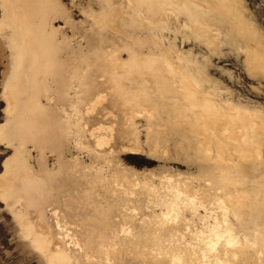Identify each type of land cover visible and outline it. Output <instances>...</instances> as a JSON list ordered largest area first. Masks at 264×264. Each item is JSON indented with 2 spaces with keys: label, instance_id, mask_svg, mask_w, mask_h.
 <instances>
[{
  "label": "rangeland",
  "instance_id": "1",
  "mask_svg": "<svg viewBox=\"0 0 264 264\" xmlns=\"http://www.w3.org/2000/svg\"><path fill=\"white\" fill-rule=\"evenodd\" d=\"M9 1L0 0V264H60V261L52 259V255H69L71 262L88 264L85 255L87 252L89 255L94 254L93 258L89 257V260H94V264H103L97 248L101 244L99 237L104 235L102 231L105 226L100 224V210L96 211L95 207L104 206L105 209L119 203L122 209L125 208L123 213L132 222L125 223L122 215L114 219H117L120 226L135 227L136 234L135 240H127L126 244L122 242L124 249L112 256L111 264H172L174 256L179 255H183L188 263L201 264L203 261L202 264H206L200 258L201 251L196 252L199 253L198 256L193 252L196 249L194 246H198V239L202 235H207L202 231L217 219L224 224L222 222H225L226 217L236 235L238 234L237 237L240 236L239 242H243L242 247L239 242L237 246L247 253L244 256L242 254L240 260L229 257L233 262L223 256V264H263L264 0H239L241 6L237 16L241 19L231 18L232 15L226 13L223 0H209L211 5L208 0H177V3H172L174 6L170 5L171 0ZM11 6L15 9L11 10ZM205 6H212L213 9ZM44 10L48 12L44 13ZM188 13L192 14L195 24L192 17L189 20ZM213 15L218 16L215 18ZM211 17L213 20H210ZM237 20H242L244 26ZM233 22L234 25L238 24L237 28ZM200 26L203 27L202 30ZM107 50L113 52V55H109ZM131 60H135L137 64ZM129 62L132 63L129 65ZM108 64L111 65L108 67ZM130 68L133 70L130 71ZM121 74L128 78L124 79ZM181 74L186 81L180 78ZM78 76L82 79H77ZM68 81L71 82L69 86ZM81 81L84 83L80 84ZM63 83L68 87L65 88ZM120 87H124L122 92H118L122 89ZM67 88H70L68 91L71 97L65 95L64 90ZM179 88L183 92H179ZM191 89H194L193 93ZM185 90L191 95L199 96L197 98L194 95L198 103L201 100L203 102L204 98V102L217 101L214 103L215 107L219 111L224 110L223 113L220 111V115H225L220 116V128L226 125L230 117H238L239 112L242 117L248 114L243 118L251 119L249 122L257 125V129L260 127L256 138L261 155L254 157L256 152L247 153L246 148L244 150L248 156L238 151V142L241 141L239 133L235 132L242 121L237 120V117L234 125L236 129L232 133L237 138L233 142V138L229 140L227 135L225 137L221 134L218 136L220 142L217 143L200 127L201 136L200 129H195L200 125L193 124L194 117L188 110L189 105H186L191 100ZM85 91L89 92V96ZM68 97L73 98L69 100ZM127 102L133 105L128 106ZM181 105L186 109H182ZM146 106L151 108V115L144 111ZM155 108H159L158 111ZM177 110L182 111L185 119L177 117L182 114ZM231 145L233 149L230 148ZM211 149L213 150L208 152ZM214 150L227 159L222 162L218 160ZM76 156L80 163L78 167H74ZM98 167L101 169V176L105 175L106 179L93 182V171ZM231 176L237 180L234 181ZM222 178H225L223 188L220 183ZM168 183L183 195L184 200L177 206V211L180 210L178 213L171 208L169 210V206L158 203L159 195L166 199L173 197L170 191L172 187ZM236 183L241 184L235 185ZM205 185L210 186L209 189ZM154 190L157 193H153ZM238 192H246V197L243 198L245 195ZM252 195H255L256 202ZM186 198L194 200L196 207H191L189 202L186 204ZM250 201L252 206H249ZM224 205L231 210L227 216L223 213ZM54 208L58 209L57 215L53 214ZM167 210L170 212L167 213ZM173 212L178 214L177 218ZM241 217L244 220H240ZM172 224L175 227L173 225L172 228ZM167 226H170L168 228L171 231ZM165 228L166 232L169 231L168 235H173V232L174 235L168 236ZM88 231L93 234L88 233L87 236L95 240L87 241ZM243 233L260 244L251 241L248 244ZM140 236H144V241L150 238L156 243L153 244L150 240H147L149 243L143 242ZM173 237L177 241H173ZM163 238L167 240L162 242ZM76 239L80 244H76ZM166 241L168 244L171 242V245L167 246ZM169 247L176 251L173 252ZM206 249L207 253L209 250L210 253L214 251ZM162 251L164 254L161 255ZM168 253L173 256L169 257ZM253 254L261 260L259 257L251 258ZM150 255L154 258L149 259ZM197 257L199 260H195ZM211 259L215 261V256ZM185 261L184 264H188ZM241 261L243 262L240 263ZM176 262L183 264L177 260Z\"/></svg>",
  "mask_w": 264,
  "mask_h": 264
},
{
  "label": "bare ground",
  "instance_id": "2",
  "mask_svg": "<svg viewBox=\"0 0 264 264\" xmlns=\"http://www.w3.org/2000/svg\"><path fill=\"white\" fill-rule=\"evenodd\" d=\"M8 1V0H7ZM11 2H12V0H10ZM9 1V2H10ZM16 1V0H15ZM21 1V0H20ZM19 1V2H20ZM45 1H47V0H45ZM162 1V0H161ZM184 0H182V2H183ZM187 1H189V0H187ZM195 1V0H194ZM193 0H192V2H194ZM201 1H203L204 2V0H201ZM212 1V0H211ZM224 2H223V4H224V7H225V10L227 11H225L226 13H229V15H232L231 16V18L232 17H237V18H240V16L238 17L237 15V12H239V10H240V6H239V4H240V2H239V0H223ZM18 2V1H17ZM43 2V1H42ZM41 2V3H42ZM48 2H49V0H48ZM139 2V1H138ZM141 2H142V0H141ZM190 2V1H189ZM188 2V3H189ZM196 2V1H195ZM199 2V1H198ZM207 2H210L209 0L207 1ZM45 3V2H44ZM140 3V2H139ZM172 3H177V0H171V6H174V5H172ZM185 3H186V1H185ZM9 4V3H8ZM12 4V3H11ZM10 4V5H11ZM17 4V3H16ZM16 4H14V6L16 5ZM19 4V3H18ZM47 4H49L50 5V3H47ZM144 5H145V3H143ZM146 4H147V2H146ZM183 4V3H182ZM198 4V3H197ZM214 4V3H213ZM227 4V5H226ZM42 5V4H41ZM46 5V4H45ZM141 5H142V3H141ZM141 5H139V6H141ZM176 5V4H175ZM181 5V4H180ZM185 5H187V4H185ZM185 5H183V6H185ZM189 6H190V3L188 4ZM187 5V6H188ZM193 5V4H192ZM203 5V4H202ZM207 5V4H206ZM210 5H211V2H210ZM13 6V5H12ZM11 6V10H12V7ZM18 6V5H17ZM150 6V5H149ZM163 6V5H162ZM177 6V5H176ZM188 6V7H189ZM195 6V5H194ZM218 6V5H217ZM216 6V7H217ZM43 7V6H42ZM48 7V6H47ZM168 7H169V3H168ZM197 7V6H196ZM195 7V8H196ZM205 7H207V6H205ZM204 7V8H205ZM209 7H212V6H209ZM209 7H207V9L209 8ZM20 8H21V6H20ZM157 8V7H156ZM184 7H182V9H183ZM190 8V7H189ZM201 8H202V6H201ZM215 8V7H214ZM13 9H15V8H13ZM43 9H45V8H43ZM182 9H180V10H182ZM185 9V8H184ZM191 9V8H190ZM194 9V8H193ZM203 9V8H202ZM211 9H213V7L211 8ZM218 9V8H217ZM219 9H221L222 10V7L220 8L219 7ZM218 9V10H219ZM242 9V8H241ZM42 10V8L40 9V11ZM158 10V9H157ZM166 10V9H165ZM172 10V9H171ZM175 10V9H174ZM45 12L44 13H47L48 11L47 10H44ZM47 11V12H46ZM141 11V10H140ZM160 11H162V10H160ZM175 11H179L178 9H176ZM195 11H196V9H195ZM202 11V10H201ZM203 11H205V9H203ZM202 11V12H203ZM214 11V10H213ZM224 11V10H223ZM242 11V10H241ZM12 12V11H11ZM15 12V11H14ZM42 12V11H41ZM164 12V13H163ZM162 13L163 14H166V12L165 11H163ZM184 12V11H183ZM182 12V13H183ZM187 12V11H186ZM194 12V11H193ZM215 12V11H214ZM219 12V11H218ZM208 13V12H207ZM213 13V12H212ZM221 13V12H220ZM230 13H232V14H230ZM12 14H13V12H12ZM21 14L22 13H20V17H21ZM180 14V13H179ZM214 14H216V13H214ZM15 15V14H14ZM17 16H18V14H16ZM187 15H189L190 17H189V20H190V18L192 17L191 15L192 14H190V13H188ZM200 15V14H199ZM208 15H210V14H208ZM212 15V14H211ZM220 15V14H219ZM227 15V14H226ZM201 16V15H200ZM213 16H215V15H213ZM216 16H218V15H216ZM216 16H215V18H216ZM223 16V14H221V17ZM187 18H188V16H187ZM202 18V17H201ZM204 18V17H203ZM208 18V17H207ZM222 18H225V15H224V17H222ZM222 18L220 19L221 20V22H223L222 21ZM196 19V18H195ZM212 19V17L210 18V20ZM236 19V18H235ZM235 19H234V21H235ZM241 19V18H240ZM192 20H193V17H192ZM213 20V19H212ZM217 20V19H216ZM215 20V21H216ZM239 20V19H238ZM237 20V21H238ZM194 21V20H193ZM192 21V22H193ZM205 21V20H204ZM207 21V20H206ZM214 21V22H215ZM232 21V20H231ZM242 20H240V21H238L239 22V24H240V22H241ZM213 22V23H214ZM220 21L218 20V22L217 23H219ZM14 23H15V19H14ZM194 24H195V21H194ZM221 24V23H220ZM223 24V23H222ZM229 24V23H228ZM231 24V23H230ZM241 24L243 25V23L241 22ZM202 25V24H201ZM232 25V24H231ZM233 25H234V22H233ZM233 25L231 26V27H233ZM236 25H238V24H236ZM236 25H234L236 28H237V26ZM210 26V25H209ZM244 26V25H243ZM213 27V26H212ZM211 27V28H212ZM203 28V27H202ZM202 28H201V26H200V29L202 30ZM210 28V27H209ZM216 28V27H215ZM214 29V28H213ZM217 29V28H216ZM243 29H245V28H243ZM197 30H198V28H197ZM200 30V31H201ZM205 30H207V27L205 28ZM211 30V29H210ZM237 30H239V29H237ZM241 30V29H240ZM199 31V30H198ZM217 31H218V29H217ZM202 32V31H201ZM205 34H207V32H205V31H203ZM219 32V31H218ZM203 33V34H204ZM212 33V32H211ZM208 35V34H207ZM118 50V49H117ZM108 51V50H107ZM107 51H106V53H107ZM112 51V50H111ZM113 51H114V49H113ZM115 52V51H114ZM108 53H109V55L111 54V55H113V52H109L108 51ZM256 55V54H255ZM108 56V55H107ZM107 56H106V59H107ZM114 56H116V55H114ZM113 56V57H114ZM112 57V58H113ZM257 57V56H256ZM254 58H255V56H254ZM108 59H110L109 57H108ZM256 60H257V58H255ZM105 60V59H104ZM258 60H260V59H258ZM106 61V60H105ZM104 61V62H105ZM131 61H133V63L135 62L136 63V61L135 60H131ZM111 62H112V60H111ZM168 62V61H167ZM108 63V62H107ZM107 63H105V64H107ZM116 63H118V62H116ZM121 63V62H120ZM132 63V62H131ZM130 62L128 63L129 65L131 64ZM134 63V64H135ZM168 63H170V62H168ZM103 64V63H102ZM112 64V63H111ZM111 64H108V67L111 65ZM132 65L133 67H135V65L137 64H135V65ZM148 64V63H147ZM113 65V64H112ZM150 65V64H149ZM114 66V65H113ZM112 66V67H113ZM122 66V65H121ZM139 66V65H138ZM151 66V65H150ZM167 66H168V64H167ZM104 67V66H103ZM107 67V66H106ZM115 67V66H114ZM123 67V66H122ZM126 67V66H125ZM129 67H131V66H129ZM128 67V68H129ZM47 68V67H46ZM121 68V67H120ZM137 68V67H136ZM50 69V68H49ZM110 69H112V68H109V70ZM123 68H121V70H122ZM125 69V68H124ZM131 69L133 70V68H130V71H131ZM51 71H52V68L50 69ZM120 70V69H119ZM127 70V69H126ZM46 71V70H45ZM115 71V70H114ZM127 71H129V70H127ZM124 73V75H125V71H123ZM112 74H114L113 72H112ZM111 75V74H110ZM122 75V74H121ZM182 75V74H181ZM189 75L190 74H188V77H189ZM113 76V75H112ZM115 76H116V73H115ZM114 76V77H115ZM123 76V75H122ZM121 76V77H122ZM127 76V75H126ZM125 76V77H126ZM121 77H119V78H121ZM124 76H123V78L124 79H126V78H128V77H126L125 78ZM73 78H76V76H74ZM82 79L81 77H77V79ZM110 78H111V76H110ZM117 78V77H116ZM118 78V79H119ZM174 78H175V76H174ZM180 78H184L183 80H185V77H183V75H182V77L180 76ZM189 78H191V75H190V77ZM109 79V78H108ZM113 79V78H112ZM122 79V78H121ZM124 79L123 80H121V81H124ZM187 79V78H186ZM192 79H194V78H192ZM84 80V79H83ZM182 80V79H181ZM180 80V81H181ZM189 80V82H191L190 81V79H188ZM114 81V80H113ZM119 81V80H118ZM186 81V80H185ZM69 82V81H68ZM112 82V81H111ZM111 82H109V83H111ZM66 83V82H65ZM70 83L71 82H69L68 83V86L70 85ZM84 83V81L82 82H80V84H83ZM116 83V82H115ZM119 83V82H118ZM180 83V82H179ZM186 83V82H185ZM188 83V82H187ZM191 83H193V81L191 82ZM64 84V83H63ZM113 85H114V83H112ZM160 85H161V83H159ZM182 84H183V82H182ZM181 84V85H182ZM65 85V84H64ZM63 85V86H64ZM67 85V84H66ZM65 85V88L66 87H68V86H66ZM158 86V85H157ZM162 86V85H161ZM163 86H165L166 87V85L163 83ZM189 86V85H188ZM191 86H192V84H191ZM194 86V85H193ZM81 87V86H80ZM118 87V86H117ZM180 87V86H179ZM183 87H185V86H183ZM190 87V86H189ZM188 87V88H189ZM64 88V87H63ZM72 88V87H71ZM120 88H122V87H120ZM124 88V87H123ZM123 88L121 89V90H119L118 92H122V90H123ZM159 88V87H158ZM164 88V87H163ZM168 88V87H167ZM166 88V89H167ZM172 88H174V87H172ZM192 88V87H191ZM194 88V87H193ZM197 88V87H196ZM117 89H119V88H117ZM161 89V88H160ZM159 89V90H160ZM182 89H184V88H182ZM187 89V88H186ZM195 89V88H194ZM194 89H191L192 90V92L191 93H193V90ZM198 89V88H197ZM68 90H70V88H67V90H64L65 91V95L66 96H68L69 94H70V91H68ZM75 90V89H74ZM86 90V89H85ZM164 90V89H163ZM168 90H170V91H172L171 89H168ZM168 90H166V91H168ZM180 90V88L178 89V91ZM67 91V92H66ZM83 91V90H82ZM88 91V90H87ZM116 91V90H115ZM182 90H180L179 92H181ZM186 91V90H185ZM184 91V92H185ZM187 91H188V89H187ZM186 91V92H187ZM196 91V90H195ZM77 92V91H76ZM86 92V91H85ZM84 92V93H85ZM101 92V91H100ZM103 92V91H102ZM161 92H164V91H161ZM183 92V91H182ZM185 92V93H186ZM197 92V91H196ZM200 92V91H199ZM84 93H82V94H84ZM87 93V95H88V93L89 92H86ZM85 93V94H86ZM116 93V92H115ZM188 93V92H187ZM195 93V92H194ZM61 94H62V91H61ZM80 94V93H79ZM137 94V93H136ZM180 94V93H179ZM197 94V93H196ZM201 94V93H200ZM199 94V95H200ZM63 95V97H64V93L62 94ZM78 95V94H77ZM81 95V94H80ZM119 95V94H118ZM126 95V94H125ZM183 95V94H182ZM186 95V94H185ZM195 94H190V93H188L187 94V96H188V99L189 100H191L190 102H189V104H186V105H189V108H188V110L189 111H191L190 113H192V116L194 117V119H193V121H195V122H193V124L194 123H197L196 125H200V126H198L199 128H196L195 127V129H200V127L202 128V130H204L205 131V133H208V135H209V138L211 137L212 138V140L214 139L215 140V142H220L219 140H218V136H220L221 134L222 135H227L228 137H229V140H230V138H233L232 139V142H233V140H235L236 138H234L233 137V130L235 131V129H236V127H234V125L236 124V117L237 116H235L234 118H232V117H230L227 121H226V125H223V127L222 128H220V122H222L221 121V118H220V116L222 117V116H225V115H220L221 113H220V111H222V109L219 111V109H218V107H215L216 106V104H214V103H216V102H212L211 103V101L209 102V101H206V102H204L205 101V98L203 99L204 101V103L203 102H201L202 100V96L200 97L201 99V101L198 103V102H196L195 101V96H197V95H195ZM70 96V95H69ZM89 96V95H88ZM95 96V95H94ZM117 96V95H116ZM121 96V95H120ZM129 96V95H128ZM140 96V95H139ZM138 96V97H139ZM162 96H163V93H162ZM165 96V95H164ZM176 96V95H175ZM178 96V95H177ZM179 96H181V95H179ZM184 96V95H183ZM182 96V98L184 99V97ZM71 97V96H70ZM74 97V96H73ZM72 97V98H73ZM87 97V96H86ZM102 97V96H101ZM130 97H131V95H130ZM142 97V96H141ZM147 97V96H146ZM173 97V96H172ZM199 96H197V98H198ZM204 97V96H203ZM209 97V96H208ZM208 97H206V98H208ZM71 98V99H72ZM89 98H91V96L89 97ZM92 98H93V96H92ZM120 98V97H119ZM121 98H122V96H121ZM120 98V99H121ZM123 98H125V96L123 97ZM180 98V97H179ZM186 98V97H185ZM210 98V97H209ZM68 99H69V97H68ZM71 99H69V100H71ZM78 99V98H77ZM76 99V100H77ZM83 99V98H82ZM88 99V98H87ZM98 99V98H97ZM132 99V98H131ZM213 99V98H212ZM79 100V99H78ZM91 100V99H90ZM99 100V99H98ZM124 100H126V99H124ZM127 100H129V98L127 97ZM144 100H147V99H145L144 98ZM149 100V99H148ZM182 100V99H181ZM192 100H194V101H192ZM196 100H198V99H196ZM210 100V99H209ZM74 101V100H73ZM131 101V100H130ZM130 101H128V102H130ZM142 100H141V98H140V102H141ZM213 101V100H212ZM128 102H127V104H128ZM186 102V101H185ZM187 102V103H188ZM72 103V102H71ZM131 103H133V101H131ZM137 103V102H136ZM153 102H151V104H152ZM156 103V102H155ZM127 104H126V106H127ZM135 104V103H134ZM154 104V103H153ZM183 104V103H182ZM74 105H75V102H74ZM131 105H133V104H128V106H131ZM143 105H145V104H143ZM156 105V104H155ZM219 105V104H218ZM217 105V106H218ZM128 106H127V108H128ZM135 106V105H134ZM153 106V105H152ZM157 106V105H156ZM182 106V105H181ZM181 106H180V109H181ZM220 106V105H219ZM155 107V106H154ZM158 107V106H157ZM175 108L176 106H172V108ZM183 108H185L186 109V107H184V106H182V109ZM222 108V107H221ZM129 109V108H128ZM132 109H133V107H132ZM131 109V110H132ZM155 109H157V108H155ZM159 109V108H158ZM158 109H157V111H158ZM179 109V108H178ZM181 109V110H182ZM184 109V110H185ZM224 109V108H223ZM25 110V109H24ZM127 110V109H126ZM174 110H176V109H174ZM181 110H177V112L179 113ZM239 110V109H238ZM237 110V111H238ZM76 111V110H75ZM80 111V110H79ZM137 111V110H136ZM139 111V110H138ZM144 111H147V113L149 114V115H151V108L149 107H147L146 106V108H144ZM183 111V110H182ZM182 111H181V113H182ZM186 111V113H187V110H185ZM224 111V110H223ZM223 111H222V113H223ZM244 111L245 110H243V113H244ZM126 112V111H125ZM130 112V111H129ZM132 112V111H131ZM173 112H176V111H173ZM82 113V112H81ZM189 113V114H190ZM229 114L231 113V112H228ZM174 114V113H173ZM175 114H177V113H175ZM225 114H227V112L225 111ZM228 114V115H229ZM234 114V113H233ZM236 114V113H235ZM246 114H247V112H246ZM249 114H251V113H249ZM182 115H184L183 113L181 114V116H177V117H182ZM240 115V112H239V114H238V117H237V120L239 119V121H242V123H240V128L238 127V131L237 132H235V133H239L238 135H240V140L239 141H241V143L240 142H238V151L240 152V153H242L244 156H248V154L247 153H249V152H252L253 151V154H254V151L256 152V154H254L253 156L254 157H256L255 155H257V156H259V155H261L260 154V152L261 151H259V149H261L259 146V142L257 141L258 139L256 138V137H258V134H257V130L260 128H258L257 129V125L255 126V124H253V123H251V122H249V121H251V119L250 120H245L243 117H246V116H248V114L247 115H245V116H239ZM230 116H232V115H230ZM254 116V115H253ZM152 117V116H151ZM150 117V118H151ZM176 117V118H177ZM185 117H187V116H185ZM190 117V116H189ZM175 118V117H174ZM175 118V119H176ZM182 118H184V116L182 117ZM192 118V117H191ZM227 118V117H226ZM249 118V117H248ZM179 119H181V118H179ZM179 119L177 120V121H179ZM185 119V118H184ZM190 119V118H189ZM255 119V118H254ZM226 120V119H225ZM253 120V119H252ZM131 122V121H130ZM234 122V123H233ZM252 122H254V121H252ZM261 122V121H260ZM30 123V122H29ZM225 123V122H224ZM22 124V123H21ZM20 124V125H21ZM263 124V123H262ZM195 125V124H194ZM263 126V125H262ZM192 127H194V126H192ZM198 130H197V132H198ZM260 130H263V129H260ZM200 131H201V129H200ZM264 131V130H263ZM263 131H262V134H263ZM260 132V131H259ZM199 133H201V136H202V131L201 132H199ZM261 133V132H260ZM207 135V134H206ZM207 135V136H208ZM203 136L205 137V135H204V133H203ZM226 137V136H225ZM206 138V137H205ZM208 138V139H209ZM225 139H227V138H225ZM239 139V138H238ZM213 140V141H214ZM212 141V142H213ZM223 141V140H222ZM225 141V140H224ZM235 142H237V141H235ZM206 143H207V141H206ZM210 143V142H209ZM227 143V142H226ZM216 144V143H215ZM204 145H205V143H204ZM207 145V144H206ZM205 145V146H206ZM219 145V144H218ZM211 146H213V145H211ZM225 146H227V145H225ZM204 147V146H203ZM223 146H221V148H222ZM232 147V145L230 146V148ZM235 147V149H236V145L234 146ZM204 148H206V147H204ZM244 148H246V151H248L247 153L245 152V150H244ZM97 149V148H96ZM207 149H209L208 147H207ZM213 149H214V147H213ZM213 149H211V150H208V152L210 151H212ZM215 149L216 150H218L216 147H215ZM225 149V148H224ZM227 149V148H226ZM232 149H233V147H232ZM231 149V151L233 152V150ZM252 149H254V150H252ZM216 150H214V152L216 151ZM111 151V150H110ZM207 150H205V152H206ZM101 152V151H100ZM104 152V151H103ZM228 153H229V151H227ZM231 152V153H232ZM234 152H235V150H234ZM203 153H204V151H203ZM207 153V152H206ZM235 153H237V152H235ZM104 154V153H103ZM208 154V153H207ZM207 154H205V155H207ZM216 156H217V158H218V160H221V162H222V160H224L226 157H224L222 154H220V152L219 151H216ZM96 155V154H95ZM101 155V154H100ZM211 155V154H210ZM234 155V154H233ZM237 155V154H236ZM252 155V154H251ZM208 156V155H207ZM250 156V155H249ZM252 156V157H253ZM96 157H97V155H96ZM104 157L105 156H103L102 158L104 159ZM211 157V156H210ZM213 157V156H212ZM243 157V156H242ZM252 157H250V158H252ZM98 158V157H97ZM101 158V157H100ZM231 158H233L232 157V155H231ZM230 158V159H231ZM247 158V157H246ZM249 158V157H248ZM258 158V157H257ZM75 161H74V167H78V166H80V163H79V158L76 156L75 158ZM213 159V158H212ZM227 159V158H226ZM23 160V159H22ZM24 160H25V158H24ZM24 160H23V163H24ZM214 160V159H213ZM234 160V159H233ZM239 161V160H238ZM215 162H217V161H215ZM20 163V162H19ZM235 163H237L236 161H235ZM22 164V163H21ZM217 164H218V162H217ZM238 164V163H237ZM237 164H235V165H237ZM233 167H234V165H233ZM239 167V166H238ZM25 167H23V169H24ZM29 168V167H28ZM101 168V167H100ZM7 169V168H6ZM25 170H27V169H25ZM29 170V169H28ZM10 171V170H9ZM235 171V170H234ZM239 171V170H238ZM236 172V171H235ZM93 173L95 174V180L93 181V182H98V181H102V180H105L106 178H105V175H102L101 176V169H99V167L96 169V171L94 172L93 171ZM102 173H103V171H102ZM216 173V172H215ZM234 173V172H233ZM233 173H230V174H233ZM27 174V176H28V174H29V172H27L26 173ZM212 175V174H211ZM224 175V174H223ZM243 175V174H242ZM213 176V175H212ZM218 176V175H217ZM225 176V175H224ZM223 176V177H224ZM238 176V175H237ZM244 176V175H243ZM227 177H230V176H228V174H227ZM234 177H235V175H234ZM27 178V177H26ZM33 178V177H32ZM212 178H214V177H212ZM231 178L233 179V177L231 176ZM239 178V177H238ZM216 179V178H215ZM214 179V180H215ZM218 179V178H217ZM223 179H225V178H222V181L220 182L221 183V187H222V184L223 183H225V182H223ZM244 179H246L245 177H244ZM34 180V179H33ZM130 180V179H129ZM211 180V179H210ZM213 180V179H212ZM219 180V179H218ZM234 180V179H233ZM233 180H231L232 182H233ZM235 180H237V178L235 179ZM234 180V181H235ZM216 181V180H215ZM215 181H213V183L215 182ZM225 181V180H224ZM239 181V180H238ZM240 181H242V180H240ZM244 181V180H243ZM26 182V181H25ZM128 182H131V181H128ZM227 182H228V180H227ZM27 183H28V181H27ZM26 183V184H27ZM133 183V182H132ZM131 183V184H132ZM231 183V182H230ZM25 184V183H24ZM32 184H34V183H32ZM31 184V185H32ZM169 184V183H168ZM239 184H241V183H239ZM239 184H235V185H239ZM246 184H247V182H246ZM167 185V184H166ZM171 187H172V185L171 184H169ZM210 185V184H209ZM211 185H212V183H211ZM217 185H219V184H217ZM216 185V186H217ZM225 185V184H224ZM223 185V186H224ZM227 185V184H226ZM233 185H234V183H233ZM245 185V184H244ZM243 185V186H244ZM13 186V185H12ZM24 186V185H23ZM205 186H207V185H205ZM220 186V185H219ZM219 186H217V187H219ZM231 186V185H230ZM230 186H228V188H227V190L229 189V187ZM243 186H241L243 189H245L246 190V188L245 187H243ZM208 187V189H209V187L210 186H207ZM236 187H239V186H236ZM24 188H26V187H24ZM30 188H32V187H30ZM220 188V187H219ZM223 188V187H222ZM226 188V187H225ZM231 188H232V186H231ZM12 189V188H11ZM169 189V188H168ZM205 189V188H204ZM211 189V188H210ZM218 189V188H217ZM262 189V188H261ZM32 190V189H31ZM91 190V189H90ZM182 190V189H181ZM224 190V189H223ZM235 189H234V187H233V191H234ZM256 190V189H255ZM12 191V190H11ZM28 191H30V190H28ZM94 191V190H93ZM93 191H90L91 193L93 192ZM170 191L172 192V198L171 199H169V198H165L164 196L162 197V196H160L159 195V198L160 199H158V203L159 204H162V205H167V206H169L168 208H169V210H170V208L172 209V210H176L177 211V206H179L180 204H181V201H183L184 200V198L182 197L183 195L181 194V191L180 190H178L177 188H175V187H172L171 189H170ZM206 191H208V190H206ZM232 191V192H233ZM38 192V191H37ZM224 193L226 192L225 190L223 191ZM230 192H231V190H230ZM231 192V193H232ZM247 192V191H246ZM246 192H244L245 194H247ZM13 193V192H12ZM153 193H157V190H154L153 191ZM235 193H236V191H235ZM239 193V192H238ZM258 193V192H257ZM15 194V193H14ZM93 194V193H92ZM171 194V193H170ZM208 194V193H207ZM206 194V195H207ZM210 194V193H209ZM208 194V195H209ZM227 195L229 194V192H227L226 193ZM240 194V193H239ZM245 194H240V195H245ZM260 194V193H259ZM259 194H258V196H259ZM264 194V193H263ZM13 195V194H12ZM167 195V194H166ZM206 195H205V197H206ZM207 195V196H208ZM235 195H237V193L235 194ZM250 195V194H249ZM255 195H256V192H255ZM254 195V196H255ZM25 196V195H24ZM24 196H22V197H24ZM212 196V195H211ZM224 196V195H223ZM232 196V195H231ZM248 196V195H247ZM253 196V195H252ZM253 196V197H254ZM8 197V196H7ZM236 197H238V196H236ZM244 197H246V195L245 196H243V198ZM250 197H251V195H250ZM249 196H248V199L250 198ZM252 197V198H253ZM259 197H261V196H259ZM121 198V197H120ZM209 198H210V196H209ZM228 198V197H227ZM230 199L232 198V197H229ZM239 198V197H238ZM238 198H236V200L238 199ZM250 199V200H253V199ZM256 197H254V199H255ZM122 199V198H121ZM187 199V201H186V204H188V202H189V204H190V206L191 207H193V208H195L196 207V203L195 202H193L194 200H191V199H188V198H186ZM234 199V198H233ZM259 199V198H258ZM258 199H257V201H258ZM22 200V199H21ZM21 200H19V201H21ZM118 200V199H117ZM123 200V199H122ZM235 200V199H234ZM242 200V199H241ZM245 200H247V198H245ZM29 201V200H28ZM119 201H120V199H119ZM249 201V200H248ZM254 201V200H253ZM261 201V200H260ZM169 202V203H168ZM232 203H235L234 201H231ZM240 202V201H239ZM239 202L237 201L236 203H238L239 204ZM242 202H245V201H243L242 200ZM255 202H256V199H255ZM35 203V202H34ZM40 203V202H39ZM124 203V202H123ZM231 203V204H232ZM235 203V204H236ZM241 203V202H240ZM246 203V202H245ZM258 203H259V201H258ZM263 203V202H262ZM234 204V205H235ZM243 204V203H242ZM249 204V203H248ZM253 204V203H252ZM37 205H38V203H37ZM257 205V204H256ZM261 205V204H260ZM263 206H264V203L262 204ZM231 207H233L232 205H230ZM236 206V205H235ZM234 206V207H235ZM246 206V205H245ZM249 206H252L251 205V201H250V205ZM125 207V206H124ZM223 207V209H224V212L223 213H225V215L228 213V212H230L229 211V207H227V206H222ZM239 207V209H240V206H238ZM237 207V208H238ZM244 207V206H243ZM262 207V206H261ZM248 208V207H247ZM264 208V207H263ZM123 209H125V208H123ZM123 209H122V207H121V205H120V203L119 204H117V206H111V207H106L105 209H104V206H102V207H95V210L97 211V210H100V224H102L103 226H105L104 227V229H103V231H102V234H104V235H106V234H108L107 236H104V235H102V236H100L98 239L100 240V245H99V247L97 248V249H99L98 250V252L101 254V258L103 259V261H102V259L100 260V261H102V263L103 264H111V259H112V256L113 255H116L120 250L122 251L123 249H124V245L122 244V242L123 243H127V240H129V242L130 241H133V239L135 238V227H130V226H127V227H125V226H120V224H118V222L116 221L117 219H114V217H116V216H118V215H122L123 216V220H124V222L125 223H127V222H132V221H130V217L129 216H127L126 214H124L123 213ZM234 209V208H233ZM246 209V208H245ZM58 209H53V214H55V215H57L58 214V211H57ZM169 210H167V213L168 212H170ZM237 210V209H236ZM250 209H248V211H249ZM252 210V209H251ZM255 210V211H254ZM253 211L254 212H256V209H254ZM175 211V212H176ZM180 211V210H179ZM179 211H177V213L179 212ZM233 211V210H232ZM234 211H235V209H234ZM240 211H241V209H240ZM247 211V216H248V214H249V212ZM252 211V212H253ZM257 211H259V209L257 210ZM175 212H173V213H175ZM236 212V211H235ZM238 213H239V210L237 211ZM253 212V213H254ZM177 213H175L176 215H174L176 218L178 217V214ZM241 213V212H240ZM239 213V214H240ZM256 213H258V212H256ZM237 214V213H236ZM250 214H251V212H250ZM261 213L259 212V215H260ZM166 215V214H165ZM253 215V217H254V214H252ZM227 216V215H226ZM226 216H223V217H226ZM256 216V215H255ZM161 217V216H160ZM180 217V216H179ZM222 217V219H224ZM237 217H240L239 215L237 216ZM242 217H244L243 215H242ZM242 217L240 218V220L242 219ZM57 218V217H56ZM236 218V217H235ZM255 218V217H254ZM229 219V218H228ZM251 219V218H250ZM257 219H259V217H257ZM57 220H58V218H57ZM218 220V219H217ZM215 221L214 222V224H212V225H210V226H208L207 228H206V230L205 231H202V233H207V235H200L199 233V235L201 236L200 237V239H198L199 241H200V243L202 242V245H200L199 246V244L200 243H198L197 241V243H198V246L197 247H200L199 249L197 248V247H195L194 245V248H196L193 252L196 254V252H198V251H201V254H199V255H201V257L200 258H202V260H204L205 262H206V264H223L224 262H222V260H223V256L224 257H226V258H229V257H232L234 260L235 259H237V260H240V257H241V255L243 254V256H244V254L246 255V253H247V251L246 252H244V250L242 249V248H240V247H238L239 246V243L241 244V243H243L242 241L241 242H239L240 240H241V238H239L240 236H238L237 237V235H236V231L234 230V228H233V226L231 225V224H229L228 223V220H227V217H226V219H224V221L225 222H222V223H224V224H221L219 221ZM231 220V219H230ZM239 220V221H240ZM242 220H244V219H242ZM247 220V219H246ZM245 220V221H246ZM254 219H252V221H253ZM260 220V219H259ZM237 222H238V220H236ZM257 222H258V220H256ZM230 222V221H229ZM239 223V222H238ZM242 223V222H241ZM262 223V222H261ZM166 224V223H165ZM169 224V223H168ZM170 224H171V222H170ZM169 224V225H170ZM236 224V223H235ZM59 225V224H58ZM160 225H161V223H160ZM164 225V224H163ZM173 225H174V227H175V224H172V228H173ZM231 225V226H230ZM259 225V224H258ZM255 226V225H254ZM164 227H166V226H164ZM168 227H170V226H167V229H170V228H168ZM241 227V226H240ZM258 227V226H257ZM158 228V227H157ZM250 228V227H249ZM166 228H165V232H166V230H167ZM260 229V228H259ZM259 229H257V230H259ZM261 229H263L262 227H261ZM160 230V229H159ZM173 230V229H172ZM253 230V229H252ZM170 231H171V229H170ZM246 231H249V230H246ZM161 232V231H160ZM167 232H169V231H167ZM166 232V233H167ZM257 232H259V231H257ZM256 232V233H257ZM264 232V231H263ZM88 233H91V234H93V232L92 231H88L87 233H86V238L88 239L87 241H89L90 239H92V240H95L94 238H92V237H89V236H87V234ZM158 233H159V231H158ZM162 233V232H161ZM171 233V232H170ZM255 233V232H254ZM259 233H261V232H259ZM140 234V233H139ZM142 234V233H141ZM145 234V237H147V235H146V233H144ZM149 234V233H148ZM154 234H156V232L154 233ZM163 234L165 235V233H164V229H163ZM197 234V235H198ZM250 234V233H249ZM258 234V233H257ZM161 235V234H160ZM159 235V236H160ZM167 235H168V233H167ZM169 235H172V234H169ZM168 235V236H169ZM173 235H174V232H173ZM172 235V236H173ZM195 235V234H194ZM243 235H244V237H246V239H248V244L250 243V241L251 242H257L253 237L252 238H249L245 233H243ZM255 235V234H254ZM149 236V235H148ZM168 236H166V238L168 237ZM139 237V236H138ZM141 238V240L143 239L142 237H144V236H140ZM150 237V236H149ZM162 237H165V236H162ZM162 237H160L161 239H162ZM175 237V236H174ZM174 237H173V239H174ZM197 237V236H196ZM254 237H258V236H254ZM75 238V237H74ZM151 238V237H150ZM150 238H149V240H150ZM152 238H154V237H152ZM207 238V239H206ZM243 238V237H242ZM258 238H260V237H258ZM51 239V238H50ZM164 239V238H163ZM196 239V238H195ZM245 239V238H244ZM263 239V238H262ZM48 240V239H47ZM135 240V239H134ZM137 240H139V239H137ZM140 240V241H141ZM148 240V239H147ZM147 240H145V241H147ZM148 240V241H149ZM153 240V239H152ZM165 240H167V239H164L162 242H165ZM170 240V239H169ZM259 240V239H258ZM143 242H145L144 240H142ZM147 241V242H148ZM157 241H160L159 239H157ZM173 241H177V239H174ZM173 241H172V243H173ZM184 241H186V240H184ZM184 241H183V243H184ZM247 241V240H246ZM262 241H264V240H262ZM261 241V242H262ZM75 242H76V244H80V241L78 240V239H76L75 240ZM93 242V241H92ZM95 242H97V241H95ZM142 242V243H143ZM150 242H152L151 240H150ZM162 242H161V244H162ZM189 242H190V240H189ZM239 242V243H238ZM244 242H245V240H244ZM47 243H48V241H47ZM89 243V242H88ZM94 243V242H93ZM125 243V244H126ZM132 243V242H131ZM149 243V242H148ZM153 243V242H152ZM156 242H154L153 244H155ZM171 243V242H170ZM169 243V244H170ZM175 244H176V242H174ZM194 243V242H193ZM238 243V244H237ZM246 243V242H245ZM259 243V241L257 242V244ZM87 244V243H86ZM140 244V243H139ZM152 244V245H153ZM158 244V243H157ZM160 244V245H161ZM166 244H168L167 243V241H166ZM166 244L164 245V246H166ZM169 244L167 245V246H169ZM177 244H179V243H177ZM185 244H187L186 242H185ZM253 244V243H252ZM252 244H250V246H252ZM260 244V243H259ZM263 244V243H262ZM133 245H135V242H133ZM151 245V244H150ZM171 245V244H170ZM174 245V244H173ZM180 245V244H179ZM189 245H191V244H189ZM238 245V246H237ZM245 245V244H244ZM48 245H46V247H47ZM87 247H88V245H86ZM92 246V245H91ZM97 246V245H96ZM155 246H158V245H155ZM154 246V247H155ZM163 245H162V248L164 247ZM177 247H178V245H176ZM183 246V244L181 245V247ZM185 246V245H184ZM243 245L241 244V247H242ZM249 246V245H248ZM249 246V247H250ZM255 246V245H254ZM90 247V246H89ZM126 247V246H125ZM133 247V246H132ZM160 247V246H159ZM171 247V246H170ZM169 247V248H170ZM173 247V246H172ZM187 247V246H186ZM253 247V246H252ZM257 247V246H256ZM93 248V247H92ZM158 248V247H157ZM161 248V249H162ZM167 248V247H166ZM174 248H176L175 246H174ZM184 248V247H183ZM188 248L189 249H191V246L189 247L188 246ZM188 248H186L187 250H188ZM206 248H210L211 250L212 249H214V251H212L211 253H210V250H209V253H207V249ZM245 248V247H244ZM254 248V247H253ZM85 249H87V248H85ZM91 249V248H90ZM94 249H95V246H94ZM151 249H152V247H151ZM164 249V248H163ZM171 250H172V248H170ZM177 249H180V248H177ZM193 249V248H192ZM191 249V250H192ZM201 249H205V250H201ZM45 250V249H44ZM62 250V249H61ZM64 250V249H63ZM92 250V249H91ZM158 250H160L159 248H158ZM158 250H156V251H158ZM169 250V249H168ZM182 250V249H181ZM184 250H185V248H184ZM183 250V251H184ZM187 250H186V252H187ZM245 250H247V249H245ZM250 250V249H249ZM88 251V250H87ZM153 251H155V250H153ZM164 251H167L166 249L164 250ZM170 251V250H169ZM173 251V250H172ZM174 251H176L175 249H174ZM173 251V252H174ZM180 251V250H179ZM182 251V252H183ZM206 251V252H205ZM262 251L264 252V250L262 249ZM65 252V251H64ZM63 252V253H64ZM159 252V251H158ZM157 252V253H158ZM163 252V251H162ZM181 252V253H182ZM249 252V251H248ZM253 252V251H252ZM96 253V252H95ZM172 253V252H171ZM175 253H179V252H175ZM180 253V254H181ZM250 253V252H249ZM260 253V252H259ZM92 254V253H91ZM162 254H164V252L163 253H161V255ZM167 254V253H166ZM173 254V253H172ZM188 254V253H187ZM192 254V253H191ZM198 254H196L197 256H198ZM255 254V253H254ZM253 254V255H254ZM50 256L52 255V254H49ZM64 255H65V253H64ZM86 256H87V262H89L88 264H90V263H92V264H94V260L92 259V261L91 260H89V257H90V259H91V256H92V258H93V255L94 254H92V255H89L88 254V252L85 254ZM148 255V254H147ZM156 255V254H155ZM158 255H160V254H158ZM157 255V256H158ZM168 255H169V253H168ZM215 256V261L213 260L212 261V259H211V257L212 256ZM231 255V256H230ZM250 255V254H249ZM252 255V257L251 258H253V257H255V258H258L259 256H253ZM69 256V255H68ZM67 256V257H68ZM151 257L149 258V259H153L152 258V256L153 255H150ZM157 256H156V258H157ZM166 256V255H165ZM164 256V259H166V257ZM171 255H169V257H170ZM173 256V255H172ZM171 256V257H172ZM187 256V255H186ZM189 256V255H188ZM194 256V255H193ZM248 256V255H247ZM67 257H64L63 255H52V259H54V260H57V261H60V264H71V263H73V264H80V263H78V262H71V259H70V257H68V259H67ZM99 257V256H98ZM115 257V256H114ZM185 257V256H184ZM86 258V257H85ZM155 258V259H156ZM159 258V257H158ZM162 258H163V256H162ZM190 258V257H189ZM232 258H229L228 259V261L229 260H232ZM260 258V257H259ZM59 259V260H58ZM100 259V258H99ZM161 259V258H160ZM163 259V260H164ZM173 259V258H172ZM172 259H170V260H172ZM188 259V258H187ZM191 259H192V257H191ZM198 259V257L197 258H195V260H197ZM225 259V258H224ZM254 259V258H253ZM49 260V259H48ZM79 260V259H78ZM78 260H75V261H78ZM176 260L177 261H179V262H183V264H184V258H183V255L181 256V255H179V256H174V261L172 262V264H177V262H176ZM199 260V259H198ZM202 260H200V261H202ZM226 260V259H225ZM224 260V261H225ZM237 260H236V262H237ZM257 261L259 260V259H256ZM260 260H261V258H260ZM56 261V262H57ZM150 261H152V260H150ZM156 261V260H155ZM157 261H159V260H157ZM168 261V260H167ZM245 261V260H244ZM248 261V260H247ZM263 261V260H262ZM86 262V261H85ZM97 262H99V261H97ZM160 262H161V260H160ZM185 262H187L188 263V261H185ZM196 262V261H195ZM194 262V263H195ZM204 262V263H205ZM227 262V261H226ZM232 262H233V260H232ZM235 262V261H234ZM243 261H241L240 263H242ZM259 262V261H258ZM54 263V262H53ZM101 263V262H100ZM99 263V264H100ZM155 263H157V262H155ZM159 263V262H158ZM169 263H170V261H169ZM202 263H203V261H202ZM201 263V264H202ZM260 263V262H259ZM50 264H52L51 262H50ZM55 264V263H54ZM56 264H58V262L56 263ZM82 264V263H81ZM98 264V263H97ZM162 264H167V262L165 263V262H163ZM188 264H191V263H188ZM197 264V263H196ZM239 264V263H238ZM248 264H249V262H248ZM257 264V263H256ZM262 264V263H261ZM263 264H264V261H263Z\"/></svg>",
  "mask_w": 264,
  "mask_h": 264
}]
</instances>
